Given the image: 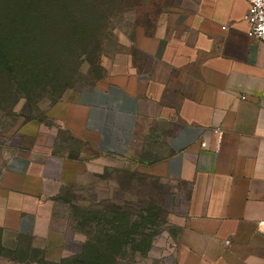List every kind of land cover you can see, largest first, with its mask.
Here are the masks:
<instances>
[{"label": "crops", "instance_id": "crops-1", "mask_svg": "<svg viewBox=\"0 0 264 264\" xmlns=\"http://www.w3.org/2000/svg\"><path fill=\"white\" fill-rule=\"evenodd\" d=\"M158 14L103 77L62 92L71 145L0 148V264L64 257L57 193L137 156L154 129L183 201L173 264H264V42L247 33L246 0H162Z\"/></svg>", "mask_w": 264, "mask_h": 264}, {"label": "rangeland", "instance_id": "rangeland-1", "mask_svg": "<svg viewBox=\"0 0 264 264\" xmlns=\"http://www.w3.org/2000/svg\"><path fill=\"white\" fill-rule=\"evenodd\" d=\"M27 1L0 0V35L9 32L0 36V148L50 134L66 147L62 92L103 77L123 47L154 30L162 0ZM10 11L23 21L9 23ZM135 154L62 186L51 223L66 231V253L41 264H173L183 201L161 171L155 129Z\"/></svg>", "mask_w": 264, "mask_h": 264}, {"label": "built area", "instance_id": "built-area-1", "mask_svg": "<svg viewBox=\"0 0 264 264\" xmlns=\"http://www.w3.org/2000/svg\"><path fill=\"white\" fill-rule=\"evenodd\" d=\"M247 2V22L248 35L256 37L264 42V0H246ZM218 137L222 134L219 125L214 127Z\"/></svg>", "mask_w": 264, "mask_h": 264}, {"label": "trees", "instance_id": "trees-1", "mask_svg": "<svg viewBox=\"0 0 264 264\" xmlns=\"http://www.w3.org/2000/svg\"><path fill=\"white\" fill-rule=\"evenodd\" d=\"M44 1L45 0H28L26 4H31L32 6H35L37 4L44 3ZM59 1L60 0H56V2H59ZM46 2H48V1L46 0ZM9 14H10V15H8V21H9V23L12 22V21H15V20H21L22 19V15L20 13L18 15H16L15 13H13V11H10ZM22 21H23V19H22ZM0 36L2 37V39H5V40L6 39H9V32H8V34H4V35H0ZM51 263H56V262H51Z\"/></svg>", "mask_w": 264, "mask_h": 264}]
</instances>
